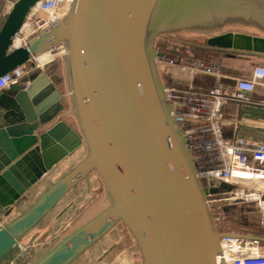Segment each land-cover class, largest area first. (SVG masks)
Here are the masks:
<instances>
[{"label":"water","instance_id":"1","mask_svg":"<svg viewBox=\"0 0 264 264\" xmlns=\"http://www.w3.org/2000/svg\"><path fill=\"white\" fill-rule=\"evenodd\" d=\"M40 0H17L0 28V78L60 48L78 130L60 120L63 96L45 72L5 89L20 123L0 129V212L20 202L57 164L84 146L83 159L21 215L0 227V259L89 174L98 175L107 207L32 264H74L118 224L140 264H215L221 238L264 243V235L221 233L207 205L156 71L154 38L264 25V0H65L47 31L16 49L13 38ZM217 50L264 55V37L224 32Z\"/></svg>","mask_w":264,"mask_h":264},{"label":"rangeland","instance_id":"2","mask_svg":"<svg viewBox=\"0 0 264 264\" xmlns=\"http://www.w3.org/2000/svg\"><path fill=\"white\" fill-rule=\"evenodd\" d=\"M16 1L0 0V28L11 6ZM224 32H241L264 37V25L204 31H193L185 27L170 29V31L156 36L153 48L162 55L155 62L161 88L163 90L172 87L179 90H189L191 88L201 93L209 91L214 82L213 78L208 74L214 72L213 74L222 76L226 71L220 68L221 50L208 47L206 42L209 38ZM51 54L53 55L52 61L42 65L41 68H37L32 73L36 74L37 71L41 70L55 81L57 87L65 93L62 102L65 108L64 112H67L71 108L64 71V58H62L61 49L58 52L54 50ZM185 62L195 63L200 67L201 65L199 64H203L206 68L203 70L196 68L192 71L191 67L183 66ZM31 63L24 67L34 69L33 66L36 63L34 61ZM248 65L249 61L246 58L244 64L241 65L242 75L246 72L248 73ZM210 69H213V71H210ZM220 81L221 83L225 82L223 79ZM261 94H258V96H261L262 99L257 101L263 100V91ZM63 118H66L73 128L78 130V125H76L75 118L72 115L71 117L63 116ZM85 153L86 149L82 146L64 162L61 161L62 163H59L56 169L52 170L46 178L41 180L39 187L32 193V197L30 196L24 206L31 205L51 184L71 171L83 159ZM105 194L98 175L94 172L90 173L87 182H81L65 196L39 225L24 236L19 245L0 259V264H32L43 253L57 245L60 239L106 208L108 201L105 200ZM208 206H210L211 217L213 222L216 223L219 232H232L241 235L259 233V236L264 235V226L260 222L259 212L255 205L247 203L234 205L225 202ZM220 211L221 215L219 216ZM9 218L6 217V219L2 220L1 225L6 223ZM262 244L264 243L262 242ZM140 263L141 258L130 234L123 225L118 224L98 244L92 246L91 249L81 255L74 264Z\"/></svg>","mask_w":264,"mask_h":264},{"label":"built area","instance_id":"3","mask_svg":"<svg viewBox=\"0 0 264 264\" xmlns=\"http://www.w3.org/2000/svg\"><path fill=\"white\" fill-rule=\"evenodd\" d=\"M66 4L65 0L36 2L13 38V47H27L32 38L47 31L62 17ZM37 59L33 61L39 67ZM26 76L24 67L4 74L0 93L10 85L20 84ZM258 87L264 89V66H255L250 76L237 78L231 86L219 82L205 93L172 87L165 88L163 95L201 186L218 189L216 194L208 193L207 205L252 204L264 224V139L225 138L220 121L223 103H251L250 95ZM260 103L264 105V98ZM219 249L215 264H264L262 242L226 237L221 238Z\"/></svg>","mask_w":264,"mask_h":264},{"label":"crops","instance_id":"4","mask_svg":"<svg viewBox=\"0 0 264 264\" xmlns=\"http://www.w3.org/2000/svg\"><path fill=\"white\" fill-rule=\"evenodd\" d=\"M54 50L58 52V50L60 51V48L57 47ZM220 53H221L220 68L226 71V73L223 74L222 76H219V74H213L214 72L212 74L211 73L208 74L213 78L214 84L219 83V82L221 83L220 80L223 79L227 85L231 86L237 78L250 76L255 66L264 65L263 55H256V54L252 55L249 53L246 54L245 52H241V51L235 52V51H229V50H221ZM246 55L248 56L246 57ZM246 58H247V61H249V65H248L249 71L248 73L247 72L244 73L245 75L244 76L242 75L243 72L241 70V65L244 64ZM185 63H183V66L191 67L192 71H194L196 68H201L200 66H198V64H195V63H191V62H188L186 64ZM33 67L34 69H27L26 67H24V69L27 71V76L33 75L32 71L36 70L37 68H41L40 66L37 67V62H36V65H34ZM210 71H213V69H210ZM49 79L52 82V84L55 85L56 89L64 97L65 93L61 91L59 87H57L55 81L51 77H49ZM262 91L264 95V89L258 87L256 89V92L250 95L251 103H240V102L239 103H236V102L223 103V106L221 107L220 121H221V126H222V133L225 138L232 140L233 137L235 136L237 137L246 136V137H251V138H256V139L257 138L264 139V105L261 104L260 101H257V100L262 99L261 97ZM258 94L259 95L261 94V96L259 97ZM67 112H63L60 120H62L67 125L73 128V126L66 120V118L65 119L63 118V116L71 117L67 115ZM21 120H22L21 110L18 109V107L14 104L11 97L7 93H5V89H4L3 92L0 93V129H3L4 127L9 126V125L20 123ZM68 157H66L65 160ZM65 160H63L62 162H64ZM56 166L52 170L56 169ZM50 172L48 174H50ZM47 175L45 176L47 177ZM40 182L41 180L39 181V183ZM39 183L36 186L32 187V189L26 193L25 197H23V199L20 202L0 212V223L3 222L2 220L6 219V217L9 218L11 216L8 219V220H11L21 215L27 208H29L32 204L35 203V201L38 198L31 205H28L26 207L24 206L27 204V201L32 195V193H34L37 187H39ZM105 200H107L106 194H105ZM262 225L264 226V224ZM134 246H135V243H134Z\"/></svg>","mask_w":264,"mask_h":264},{"label":"bare ground","instance_id":"5","mask_svg":"<svg viewBox=\"0 0 264 264\" xmlns=\"http://www.w3.org/2000/svg\"><path fill=\"white\" fill-rule=\"evenodd\" d=\"M52 53V52H51ZM51 53H45V54H42L40 56H38L37 58V61H38V64L40 67H42V65L52 61L53 59V55ZM62 53V52H61ZM170 60V59H169ZM204 68V67H203ZM203 68L201 67V70H203ZM206 68V67H205Z\"/></svg>","mask_w":264,"mask_h":264},{"label":"flooded vegetation","instance_id":"6","mask_svg":"<svg viewBox=\"0 0 264 264\" xmlns=\"http://www.w3.org/2000/svg\"><path fill=\"white\" fill-rule=\"evenodd\" d=\"M219 189H220V192H222V191H223L222 187H219Z\"/></svg>","mask_w":264,"mask_h":264},{"label":"trees","instance_id":"7","mask_svg":"<svg viewBox=\"0 0 264 264\" xmlns=\"http://www.w3.org/2000/svg\"><path fill=\"white\" fill-rule=\"evenodd\" d=\"M58 180V179H57Z\"/></svg>","mask_w":264,"mask_h":264}]
</instances>
